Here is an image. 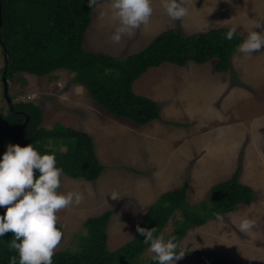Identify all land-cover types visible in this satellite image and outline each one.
<instances>
[{
    "label": "rangeland",
    "instance_id": "rangeland-1",
    "mask_svg": "<svg viewBox=\"0 0 264 264\" xmlns=\"http://www.w3.org/2000/svg\"><path fill=\"white\" fill-rule=\"evenodd\" d=\"M102 5L92 12L84 49L117 59L144 49L167 29L179 28L187 36L237 25L243 40L252 20H264V0H186L188 14L182 20H170L159 0H152L149 23L113 44L108 37L114 25L107 15L100 18V12H108L107 0ZM230 66L220 74L213 73V62H189L182 68L164 64L147 70L133 82L132 92L153 101L159 118L141 127L101 110L63 70L44 78L22 74L5 82L12 102H31L41 109L42 128L59 123L87 134L103 167L93 182L61 176L59 191H79L84 198L78 206L58 213L63 236L55 253L74 251L82 223L105 211L111 213L106 246L114 251L132 237L147 208L162 193L185 183L187 202L198 204L210 187L238 169V180L253 188V201L187 231L179 245L185 253L212 252L234 264H264V150L260 148L264 147V49L250 57L236 49ZM2 96L0 80V114H6ZM112 193L120 198L112 199ZM242 217L254 221L249 231L239 229ZM172 228L169 220L159 235L166 237ZM151 255L146 249L143 263ZM176 264L193 262L183 257Z\"/></svg>",
    "mask_w": 264,
    "mask_h": 264
},
{
    "label": "trees",
    "instance_id": "trees-1",
    "mask_svg": "<svg viewBox=\"0 0 264 264\" xmlns=\"http://www.w3.org/2000/svg\"><path fill=\"white\" fill-rule=\"evenodd\" d=\"M87 2L0 0V51L2 56L3 51L6 55L3 57L6 81L22 74L44 78L63 70L72 76L71 83L82 87L101 110L141 127L157 120L159 110L153 101L132 92L135 80L149 69L164 64L182 68L189 62L195 65L213 62L214 74L226 73L231 69V55L242 42L238 32L231 41L224 38L228 27L187 36L176 28L159 34L147 47L125 58L90 53L83 47L94 11L87 7ZM2 70L3 67L0 77ZM19 80L23 83L22 79ZM25 117L28 120L23 131L14 141ZM41 121V109L31 102L17 101L10 107L7 105V113L0 114V157L9 144L23 147L32 143L41 154L55 156L57 167L63 169L65 177L95 181L103 167L95 157L90 137L59 123H54L51 129H44ZM238 173L237 169L227 180L210 187L206 199L198 204L187 202L185 183L162 193L147 208L138 225L149 229L156 227V235H159L170 220L173 228L165 238L175 235L179 244L187 231L253 201V191L238 182ZM4 210L0 207V215ZM110 218V211H105L98 217L85 220L83 233L74 237V251L56 252L53 264L143 263L141 256L148 246L136 229L124 245L114 251L107 249L106 229ZM12 235L7 233L0 237V264H9V258L15 255L8 247ZM184 257L195 264H234L206 251L187 252ZM143 264L156 262L150 256Z\"/></svg>",
    "mask_w": 264,
    "mask_h": 264
},
{
    "label": "clouds",
    "instance_id": "clouds-1",
    "mask_svg": "<svg viewBox=\"0 0 264 264\" xmlns=\"http://www.w3.org/2000/svg\"><path fill=\"white\" fill-rule=\"evenodd\" d=\"M185 2L159 0L170 20H182L188 14ZM102 6V0L87 2L90 9ZM107 9V13L100 12V18L107 15L113 23V31L108 37L113 44L132 37L153 15L152 0H107ZM246 33L237 51L250 57L264 49V20H252ZM236 35L237 25H233L224 38L231 41ZM62 174L63 169L57 167L55 156L41 154L32 143L23 147L18 144L6 146L0 157V207L5 209L0 215V237L13 234L8 247L15 255L9 258V264H53V256L63 236L57 226L58 213L78 206L84 198L79 191H59ZM111 198L120 197L112 193ZM238 227L243 232L249 231L254 227V221L242 217ZM136 232L143 237L156 264H176L185 255V248L177 243L175 235L166 239L162 234L156 235V227L149 229L139 225Z\"/></svg>",
    "mask_w": 264,
    "mask_h": 264
},
{
    "label": "water",
    "instance_id": "water-1",
    "mask_svg": "<svg viewBox=\"0 0 264 264\" xmlns=\"http://www.w3.org/2000/svg\"><path fill=\"white\" fill-rule=\"evenodd\" d=\"M5 56H6V55H5V52L3 51V57L5 58ZM5 73H6V61L3 62V70H2V74H1V81H2V85H3V98H4L5 102H6V104L10 107V105H11V100H10V98L7 96L6 85H5V82H6V79H5ZM27 120H28V118L25 117L24 122H23V124L21 125V128H20V130H19L17 136L15 137L14 141H16L17 138L19 137V135L22 133L23 128H24V126H25Z\"/></svg>",
    "mask_w": 264,
    "mask_h": 264
},
{
    "label": "crops",
    "instance_id": "crops-1",
    "mask_svg": "<svg viewBox=\"0 0 264 264\" xmlns=\"http://www.w3.org/2000/svg\"><path fill=\"white\" fill-rule=\"evenodd\" d=\"M175 29H176V28L167 29V30H175ZM178 29H179V28H178ZM179 30H180V29H179ZM180 32H181V31H180ZM181 34H182V33H181ZM182 35H183V34H182ZM184 36H185V35H184ZM83 47H84V45H83ZM106 55H107V54H106ZM206 138H207V140H209V139L212 138V137L207 136ZM260 148H262V150H264V147H260ZM257 151H258V150H257ZM257 151H256V154H258ZM258 155H259V156H263L262 154H258ZM261 169H262V165H261V167H260V170H261ZM128 172H129V171H128ZM238 176H239V173H238ZM243 181H244V179H243ZM238 182L241 183V184H243V185L248 186L247 184L242 183V182H240L239 180H238ZM248 187L253 191V188H251L250 186H248ZM255 192H256V191H255ZM253 193H254V192H253ZM249 204H250V203H249ZM247 205H248V204H247ZM247 205H246V206H247ZM242 206H245V205H242ZM237 208H238V207H237ZM237 208H236V209H237ZM236 209H235V210H236ZM235 210H234V211H235ZM230 213H231V212H230ZM228 214H229V213H228ZM226 221H227V220H226ZM227 222H228V221H227ZM108 223H109V222H108ZM206 252H207V251H206ZM211 253H212V252H211ZM215 254H216V253H215ZM217 255H218V254H217ZM219 256H220V255H219ZM221 257H222V256H221ZM223 258H224V257H223ZM188 260H189V259H188ZM230 262H231V261H230ZM193 264H194V263H193Z\"/></svg>",
    "mask_w": 264,
    "mask_h": 264
}]
</instances>
